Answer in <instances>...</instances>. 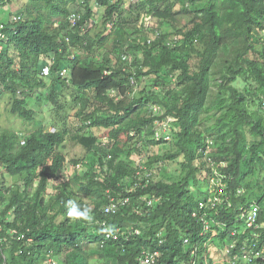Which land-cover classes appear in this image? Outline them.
I'll list each match as a JSON object with an SVG mask.
<instances>
[{"label": "trees", "instance_id": "1", "mask_svg": "<svg viewBox=\"0 0 264 264\" xmlns=\"http://www.w3.org/2000/svg\"><path fill=\"white\" fill-rule=\"evenodd\" d=\"M128 2L26 0L5 15L0 264H144L145 250L160 251L154 264H264V0ZM157 118H172V140L154 138ZM70 143L86 170L66 177ZM219 182L232 205L200 208ZM68 201L91 220L69 217Z\"/></svg>", "mask_w": 264, "mask_h": 264}, {"label": "built area", "instance_id": "2", "mask_svg": "<svg viewBox=\"0 0 264 264\" xmlns=\"http://www.w3.org/2000/svg\"><path fill=\"white\" fill-rule=\"evenodd\" d=\"M5 2H0V10L3 8V6H5ZM7 14V13H6ZM5 14V15H6ZM4 15V17H5ZM7 16V15H6ZM76 17V14L73 15V18ZM4 19H0V28H4L5 24L3 23ZM140 27L143 26L145 28H150V19L145 23V25H139ZM160 34V32L157 29H153V32L150 34L149 37V42H151L153 40V38H156L158 35ZM3 47L0 45V50H2ZM43 73L45 75H50L51 73V69L50 67L46 66L43 69ZM107 73V72H106ZM64 75V72L63 74ZM111 96L118 98V93L116 90H111L110 91ZM156 112H159L160 109L158 107L154 108ZM172 120V118L169 119H164V120H160L159 118H157L155 120V133H154V138L156 140H164V141H170L173 139V133H172V126L171 124H169V121ZM177 130V128H176ZM210 144H212V141H210ZM226 164V163H225ZM140 173V172H139ZM219 176H221L220 174H218ZM133 190V188H131ZM219 189L220 192L217 194L216 197H210L208 200V203L205 201H201L200 202V208H204V207H209L211 204L212 206L220 204V203H224L226 202L229 206L232 205V203L229 201L228 197H224L222 196V194H224L226 188L225 186L219 182ZM130 197L126 196L124 199H120V201H116L114 198H112V202L110 204H107L104 207V210L107 214H111L116 212L121 206H124L127 202H129ZM149 205H152V200L149 201L148 203ZM260 211H261V205L258 203L252 204L249 208H244L243 212L241 213V218L246 222L248 227H255L257 226V222L260 216ZM194 216H198V212L195 211ZM203 220L206 222V227H209V224L206 220L205 217H203ZM137 233L140 232V230H136ZM162 242V240H161ZM160 255V251L159 250H145L143 251V255H142V262L144 264H154L156 262V257ZM260 253L257 252L256 256H259ZM253 255H251L250 253H246L244 255V259L247 260L248 262H252L253 261Z\"/></svg>", "mask_w": 264, "mask_h": 264}, {"label": "rangeland", "instance_id": "3", "mask_svg": "<svg viewBox=\"0 0 264 264\" xmlns=\"http://www.w3.org/2000/svg\"><path fill=\"white\" fill-rule=\"evenodd\" d=\"M26 0H11L10 4H6L5 6H3V8L0 10V19H5L4 15L8 12L9 14V11L12 10V11H15L16 9H19L21 8V6L25 3ZM128 4L131 3V1L133 0H128ZM135 1V0H134ZM101 13H102V10H100V14L98 15V18L101 17ZM152 16L153 14L152 13H149L148 11H144L142 13V16L138 22V25H145V23L150 19H152ZM156 23L158 22L159 23V20H154ZM185 22H187V19H185ZM155 23V24H156ZM166 28V27H165ZM167 29V28H166ZM147 82V81H146ZM152 80L149 79L148 83L151 84ZM239 83V85L241 84V80H239L237 82V84ZM71 106H70V110H69V113L71 115H73L71 117V121L73 123H76V116L75 114H77L79 108L75 106V104L73 103V101L71 100V102L69 103ZM68 104V105H69ZM75 106V107H74ZM74 107V108H72ZM43 111V115L44 116H39L41 119H43V123L46 124V126L48 127L49 126V123L51 122V119H52V115H49L47 114V111H48V108H41L40 111ZM11 125H18V126H21V127H24V125L21 123V121L19 119H16L14 120L13 122L11 121L10 122ZM176 149L175 145L173 143H169V144H166V145H153L151 148H148V154L149 155H153L154 153H161V154H164L167 152V150H174ZM66 153H67V156H68V164H67V168L66 170L64 171V175L66 177H70V176H74L76 174V172L78 170H86V167L82 166V165H79V166H76L73 162V159L74 158H79V157H82L83 154H84V149L78 145H72V143L68 144L67 147H66ZM175 151V150H174ZM167 165V163H166ZM168 165H170V167L168 168L170 170L169 173H172L174 174L175 171H177L176 169L179 167L177 161L176 163L175 162H171L169 163ZM155 168L156 169H159V173L161 174H164L165 172V168H161V164L160 162H156L155 163ZM10 180L9 181H14L11 177H9ZM20 182V181H19ZM204 188V192L206 193L208 188L206 186L203 187ZM52 189V188H51ZM214 254V253H213ZM223 264V263H221Z\"/></svg>", "mask_w": 264, "mask_h": 264}, {"label": "clouds", "instance_id": "4", "mask_svg": "<svg viewBox=\"0 0 264 264\" xmlns=\"http://www.w3.org/2000/svg\"><path fill=\"white\" fill-rule=\"evenodd\" d=\"M68 205H72V207L69 208L68 213H67L69 217L77 218V219H84V220H91V217L87 215V212L80 211L79 206L73 204L72 201H68Z\"/></svg>", "mask_w": 264, "mask_h": 264}]
</instances>
